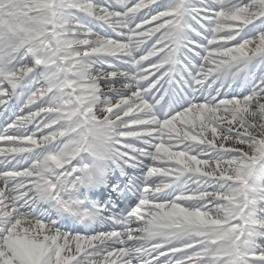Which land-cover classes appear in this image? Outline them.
<instances>
[{
    "label": "snow or ice",
    "instance_id": "obj_1",
    "mask_svg": "<svg viewBox=\"0 0 264 264\" xmlns=\"http://www.w3.org/2000/svg\"><path fill=\"white\" fill-rule=\"evenodd\" d=\"M9 113L0 264H264V0H0Z\"/></svg>",
    "mask_w": 264,
    "mask_h": 264
},
{
    "label": "bare ground",
    "instance_id": "obj_2",
    "mask_svg": "<svg viewBox=\"0 0 264 264\" xmlns=\"http://www.w3.org/2000/svg\"><path fill=\"white\" fill-rule=\"evenodd\" d=\"M237 91H238V90H237ZM13 118H14V115H13L12 113H9L8 116H6V117H2V121H3V122H6V121L8 122V120L13 119ZM33 131H35L34 128H33ZM106 194H108V193H105V195H106ZM261 245H262V244H261ZM262 246H263V245H262Z\"/></svg>",
    "mask_w": 264,
    "mask_h": 264
},
{
    "label": "rangeland",
    "instance_id": "obj_3",
    "mask_svg": "<svg viewBox=\"0 0 264 264\" xmlns=\"http://www.w3.org/2000/svg\"><path fill=\"white\" fill-rule=\"evenodd\" d=\"M130 175H133V170H131V169H130ZM259 243H261L264 246V242L263 241H259Z\"/></svg>",
    "mask_w": 264,
    "mask_h": 264
}]
</instances>
